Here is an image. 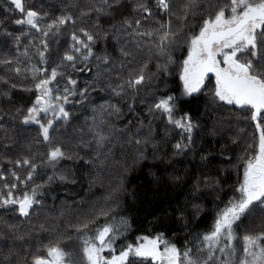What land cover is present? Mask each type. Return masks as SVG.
<instances>
[{"label": "snow or ice", "instance_id": "1", "mask_svg": "<svg viewBox=\"0 0 264 264\" xmlns=\"http://www.w3.org/2000/svg\"><path fill=\"white\" fill-rule=\"evenodd\" d=\"M6 2L13 18L19 13L13 23L26 31L17 34L8 29L7 18L0 20L3 46L12 42L11 54L0 55V101L11 102L18 88L35 98L11 114L0 108V122L7 116L22 129L35 125L37 134L21 142L23 131L0 123V264H264V0H59V14L28 0ZM185 50L178 63L174 54ZM172 65L180 70L181 92L158 96L155 85ZM205 89L210 104L230 106L233 144L246 132V123L259 133L258 145L249 144L251 154L242 157V179L226 200L220 194L226 180L202 172L195 181H185L192 185L188 198L172 211L188 227L189 216L198 219L205 212L200 201L210 190V228L193 234L183 249L160 233L138 237L118 251L130 228L126 218L117 220L105 205L68 208L52 218L59 221L55 240L29 247L25 254L16 250V242L31 235L21 225H31L37 208L43 209L44 190L69 181L59 170L61 162L84 160L80 150L95 145L100 160L102 150L116 141L132 151L134 163L173 165L175 173L173 158L195 154L194 134L201 127L182 105ZM93 92H105L109 99L94 105L84 124L69 133L73 110L90 103ZM113 118L124 119L123 126ZM157 121L164 124L163 137ZM172 130L180 137L174 143ZM211 154H201V161ZM38 175L46 180L37 182ZM168 178L184 179L179 174ZM40 229L47 230L44 224ZM65 236L78 242V252L66 250Z\"/></svg>", "mask_w": 264, "mask_h": 264}, {"label": "trees", "instance_id": "2", "mask_svg": "<svg viewBox=\"0 0 264 264\" xmlns=\"http://www.w3.org/2000/svg\"><path fill=\"white\" fill-rule=\"evenodd\" d=\"M28 3L35 4L37 8H40L43 4L42 10L54 14H59L58 10L61 8L59 0H28ZM49 5L52 7H49ZM7 8L6 0H0V20L7 18L8 29L16 31L17 34L26 31V26H18L13 23L14 18H20L19 13L13 18L12 14L6 11ZM5 40L6 38L0 35V55L11 54L12 42L8 40V46L5 48L3 46ZM174 55L179 63L186 55V50L182 53L177 52ZM155 70L153 66L152 71ZM179 71L176 65H172L168 74H162L159 77L160 83L155 85L159 89L158 96L164 93L180 94L182 83L179 80ZM0 74H2V71H0ZM213 80L214 77L208 83L210 85L214 84ZM34 98V93L18 88L13 90L11 102L0 101V108H4L11 114L18 107L30 106V101H33ZM107 99L109 97L105 92L91 93L90 103L86 102L83 107L76 105L73 110L76 118L73 119L72 126H82L85 118L92 115L91 108L94 105L104 103ZM188 99L191 103L182 105L183 111H190L194 121L199 123L201 127L194 134L195 154L190 152L187 156L173 158L175 173L173 172V165L156 164V166H153L152 161L141 164L134 163L132 151L122 147L116 141H113L112 145L102 150L104 155L100 157V160L104 161L103 164L96 159L95 145L80 150L79 155L84 157V160L74 158L73 160L61 162L59 170L68 173L70 176L69 181H56L44 190L43 209L37 208L36 213L33 214L31 225H21L22 231L30 232L31 235L30 237L26 236L24 242L17 241L15 244L16 250L25 254L29 247H35L38 243L47 244L49 240H55L57 238L56 224L59 221L52 218L56 217L62 209L68 208L88 211L93 206L105 205L113 209L117 220L120 217L126 218L130 228L125 233V238L117 244L121 247L128 243H135L138 237L145 235L153 237L163 233L164 239L176 243L178 248L183 249L185 241L189 240L193 234L200 230H206L214 216L212 211L214 208V194H210V190H206L204 198L200 201L204 205L205 212L198 219L189 216L188 227H185V222L180 219L177 213L172 211L182 206L188 198L187 194L190 192L192 185L191 183L185 184V181H195L201 177L202 172L220 179L222 182L226 180L227 183L223 184V192L220 193L226 200L232 190L238 187V180L242 179L244 163L242 157L246 152L248 155L251 154V150L247 147L249 144L258 145L259 133L253 123H246L242 125L246 128V132L242 134L238 144H233L232 137L236 133V128L234 127L235 120L230 121L228 119L230 106L220 107L210 104L206 89L197 94V98ZM113 119L118 127L123 126L124 119ZM0 123H4L5 127L12 128L15 126L18 130L23 131L24 135L21 137V142H25L37 134L35 125L22 129L18 121H10L7 116ZM157 125L160 137H163L164 124L162 121H157ZM0 135H2V130H0ZM179 138L178 130H172L171 142L174 143ZM86 139H90V137H86ZM166 150L171 154L172 149L170 146ZM222 151L223 155L220 154ZM86 152L88 155H85ZM209 152L212 154L208 156V159L201 161L200 155ZM150 153L151 149L149 148ZM109 156L110 159H108ZM85 160H93L94 164L85 163ZM110 162L114 167L121 162L118 169L125 172L122 177L123 183H125L121 191L122 194L115 193V196H113L115 198H110V194L105 192V190H110L106 184H104V187L92 186V177H101L104 166L107 168ZM185 173H187L186 176ZM169 174H179L184 179L180 182H173L169 180ZM47 175H52V172L47 171ZM157 176L163 177L161 183L156 182L155 178ZM36 179L37 182H41L46 180V176L38 175ZM73 179L74 183L71 182ZM88 200L92 201V205L90 203L89 205L84 204ZM220 207H223V205L221 204ZM9 217L13 221L17 220V217L11 214H9ZM157 220L160 221L159 224L156 223ZM258 223L259 221H257ZM41 224H44L47 230L51 228L55 230L51 233L42 234ZM255 228L256 225H249L250 230ZM72 235L75 234L72 233ZM61 240H63L61 242L67 251L78 252L77 241L74 240L75 244L69 248V241H65L68 240L67 236ZM8 244L12 245V241L9 240ZM3 246V241H0V248ZM146 264H150V261Z\"/></svg>", "mask_w": 264, "mask_h": 264}, {"label": "rangeland", "instance_id": "3", "mask_svg": "<svg viewBox=\"0 0 264 264\" xmlns=\"http://www.w3.org/2000/svg\"><path fill=\"white\" fill-rule=\"evenodd\" d=\"M72 127H75V126H71L69 128V133H71ZM108 159H110V156L108 157ZM120 164H121V162L117 163V165L114 167L111 164V162H110L108 164L107 168H106V166H104V170L105 171L103 170L101 177H92V186L97 185V186H103L104 187V184H106L109 187L110 190H105V192L110 194V198H115V197H113V196H115V193L118 194V195H121L122 194L121 191L123 190V187H124V184H125V183H123L122 177L124 176L125 172H121L118 169ZM62 173L68 175V173L66 171H63ZM103 187H101V188H103ZM89 203H90V205H92V201H90V200L84 202V204H88V205H89ZM84 206H86V205H84ZM211 224H212V222L208 224L207 229H208V227L210 228ZM54 230L55 229L51 228L49 230L43 231L42 234L51 233ZM203 231H205V230H202V231L200 230L199 232H203ZM156 236L157 235H155V236H153L151 238H154ZM63 240H61V241H63ZM65 241H69V243H70V245L68 246L69 248H71L73 246V244H75L74 240H65ZM120 248H122V247L121 246H117V250L118 251H119ZM162 249H163V245H161V250ZM105 255H108V253H105ZM150 264H152V262H150Z\"/></svg>", "mask_w": 264, "mask_h": 264}]
</instances>
